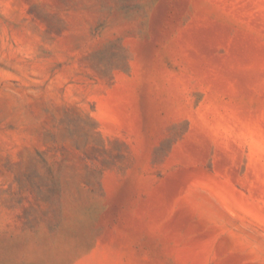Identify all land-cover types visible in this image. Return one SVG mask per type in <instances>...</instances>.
Here are the masks:
<instances>
[{
    "label": "rangeland",
    "instance_id": "1",
    "mask_svg": "<svg viewBox=\"0 0 264 264\" xmlns=\"http://www.w3.org/2000/svg\"><path fill=\"white\" fill-rule=\"evenodd\" d=\"M0 264H264V0H0Z\"/></svg>",
    "mask_w": 264,
    "mask_h": 264
}]
</instances>
